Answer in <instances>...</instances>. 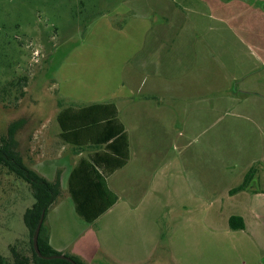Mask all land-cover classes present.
<instances>
[{
	"label": "crops",
	"instance_id": "1",
	"mask_svg": "<svg viewBox=\"0 0 264 264\" xmlns=\"http://www.w3.org/2000/svg\"><path fill=\"white\" fill-rule=\"evenodd\" d=\"M159 1L154 10L144 1L140 3L146 11L132 7L140 22L126 24L131 31L126 36L135 49L123 81L132 82L142 74L150 82L142 91L133 87L131 95L97 102L115 105L129 157L110 172L118 159L105 145L76 146L62 140L78 149L66 173L68 194L60 190L72 223L61 219L63 210L54 208V201L44 216L42 238L54 251L85 264L90 257L102 264H150L159 258L170 264H214L211 255L207 260L208 250L219 245L228 247L231 255L218 264H262L264 0ZM109 28L118 34L122 27ZM116 81L123 83L122 78ZM215 118L223 121L221 137H213V143L221 141L213 146L207 139L206 150L221 149V173L214 171V159L208 155L205 176L198 175L191 157L163 156L164 147L156 142L160 136H181L199 126L206 129ZM60 131L59 127L58 136ZM85 149L90 150L84 154ZM93 157L102 164L106 185L117 200L88 222L77 213L68 182L79 161ZM135 162L137 168L148 169V186L143 181L135 186L131 177ZM257 163L260 191L231 194ZM224 174H232L235 183L223 185L221 192L218 185L226 184ZM231 216L240 217L244 227L231 229ZM185 223L193 239L201 240L195 248L203 251L205 245L206 259H177L180 242L175 234Z\"/></svg>",
	"mask_w": 264,
	"mask_h": 264
},
{
	"label": "rangeland",
	"instance_id": "2",
	"mask_svg": "<svg viewBox=\"0 0 264 264\" xmlns=\"http://www.w3.org/2000/svg\"><path fill=\"white\" fill-rule=\"evenodd\" d=\"M142 1L149 3L153 10L160 2L0 0V138L5 137L14 124L15 150L23 163L47 181L58 180L60 190L65 194L66 173L78 149L59 138L56 115L66 107L78 108L106 101L115 95H131L133 87L142 91V87L150 82L148 78L143 79L142 74L132 82L123 81L129 70L128 59L135 49L126 36L131 34L126 24H139L130 9L146 11L141 7ZM110 25L122 28L117 34ZM117 78H122L123 83H117ZM222 121V118H215L212 127L202 129L199 126L181 136H160L156 142L164 147L162 153L166 158L191 157L199 176L206 174L207 155L214 159V171L221 173L220 166L224 161L221 149L207 151L206 141L208 139L213 146L220 144V139L214 144L213 137L215 140L221 137ZM89 150L85 149L83 153ZM135 164L131 167L135 186L140 181L148 186V169L137 168ZM224 175L226 184L218 185L221 192L223 185L235 183L230 180L232 174ZM186 185L183 178V187ZM62 192L55 199L54 208L62 209L61 219L70 222L69 206L66 207ZM33 201L31 185L1 168L0 255L3 257L10 259L14 249L21 253L31 251L30 230L23 214ZM182 226L175 234V239L180 242L177 259L197 256L206 259L205 245L203 251L199 246L195 248L194 244L201 240L193 239L190 225ZM228 249L222 245L212 247L208 250V262L210 255L216 263L229 257ZM164 260L159 258L150 264H170ZM86 261V264H102L94 263L93 257Z\"/></svg>",
	"mask_w": 264,
	"mask_h": 264
},
{
	"label": "trees",
	"instance_id": "3",
	"mask_svg": "<svg viewBox=\"0 0 264 264\" xmlns=\"http://www.w3.org/2000/svg\"><path fill=\"white\" fill-rule=\"evenodd\" d=\"M57 121L60 127L59 138L64 142L81 146L88 143L93 146L105 145L110 153L114 154L118 162L110 172L123 166L129 157L128 141L123 126L116 118V108L111 103H96L71 108L66 107L59 111ZM15 126L11 125L5 137L0 138V169H6L15 177L27 181L31 185L34 201L25 209L23 220L30 230L31 245L28 253L12 250L11 257L0 255V264H73L67 259H45L39 257L33 249L32 234L41 213L44 215L60 194L59 181H47L29 169L15 150ZM102 158V157H99ZM261 165L253 164L244 176L243 181L230 190V193L246 190L260 191L256 177ZM69 193L75 203L77 213L86 221L91 222L107 210L116 200L117 196L108 189L106 175L102 171V164L98 157L90 160H80L69 176ZM238 222V223H236ZM43 224V223H42ZM231 229H242L243 220L238 216L229 219ZM42 225L38 237V247L42 255L61 254L54 251L47 240L42 238ZM75 264H84L79 258L64 254Z\"/></svg>",
	"mask_w": 264,
	"mask_h": 264
},
{
	"label": "water",
	"instance_id": "4",
	"mask_svg": "<svg viewBox=\"0 0 264 264\" xmlns=\"http://www.w3.org/2000/svg\"><path fill=\"white\" fill-rule=\"evenodd\" d=\"M43 217H44V211L41 213L39 220L36 224V227L34 229V232L32 234V245H33V249L36 252V254L41 257V258H45V259H53V258H61V259H67L69 261H71L73 264H75L69 257H66L64 254H52V255H42L40 253L39 247H38V237H39V232H40V228L43 222Z\"/></svg>",
	"mask_w": 264,
	"mask_h": 264
}]
</instances>
